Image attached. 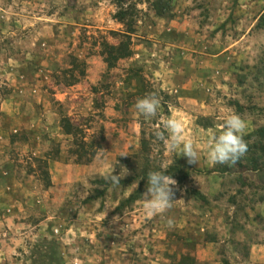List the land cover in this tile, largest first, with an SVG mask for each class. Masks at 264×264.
<instances>
[{
	"label": "rangeland",
	"instance_id": "rangeland-1",
	"mask_svg": "<svg viewBox=\"0 0 264 264\" xmlns=\"http://www.w3.org/2000/svg\"><path fill=\"white\" fill-rule=\"evenodd\" d=\"M129 45L114 60L109 47ZM148 93L198 163L136 113ZM231 113L247 153L213 166L208 142ZM50 160L101 170L57 196ZM162 169L176 200L149 217L147 173ZM0 184V264H195L205 245L213 264H264V0H0Z\"/></svg>",
	"mask_w": 264,
	"mask_h": 264
},
{
	"label": "clouds",
	"instance_id": "clouds-1",
	"mask_svg": "<svg viewBox=\"0 0 264 264\" xmlns=\"http://www.w3.org/2000/svg\"><path fill=\"white\" fill-rule=\"evenodd\" d=\"M161 99L156 93H148L137 98L134 108L138 115L146 120L158 118L157 127L153 135L155 139L162 142L170 152H179L188 158V163H198L199 153L196 150L192 139L185 137L184 124L179 118L165 115L159 111ZM247 129V122L239 114H228L220 125L218 134H213L207 146V159L213 166L234 165L248 150V144L244 140ZM103 150V149H102ZM120 156H128L121 153ZM114 168L105 175V180L110 181L113 187H120V181L124 177L114 175ZM166 170L149 171L147 173L146 191L142 194L145 214L149 217L163 215L173 207L174 188L177 181L170 175L165 174ZM173 220L168 219L169 227L173 226Z\"/></svg>",
	"mask_w": 264,
	"mask_h": 264
},
{
	"label": "crops",
	"instance_id": "crops-1",
	"mask_svg": "<svg viewBox=\"0 0 264 264\" xmlns=\"http://www.w3.org/2000/svg\"><path fill=\"white\" fill-rule=\"evenodd\" d=\"M34 5H37V3ZM43 6L45 7L46 5L44 4ZM37 19L46 20L48 18L44 16L43 19L42 17L39 16ZM4 162L5 160L2 161L1 163L3 164ZM48 163H49L48 171L50 176L49 179L51 182L50 192H52V194H55L57 196L59 195L62 196L66 194V192L70 187L69 184L70 182H72V180L73 182L92 180L95 177H97V175L95 174L98 173V170H101V166L97 167L95 164H91L90 166H78L77 164H69L68 162L65 163L62 160H50ZM2 169H5V167ZM9 173H5V170L1 172L2 181H7V179H11V175ZM2 191L5 192L6 187L0 184V193ZM0 207H1V203H0ZM0 211H2L1 208ZM5 227H6L5 220L2 221L0 217V230L1 228L5 229ZM263 247L264 246H261V244L254 246L252 250V260L257 261L263 258V256H261ZM1 254H3L2 251H0V258H1ZM193 258L195 264H213L214 257H213L212 245L198 246L194 251Z\"/></svg>",
	"mask_w": 264,
	"mask_h": 264
},
{
	"label": "trees",
	"instance_id": "trees-1",
	"mask_svg": "<svg viewBox=\"0 0 264 264\" xmlns=\"http://www.w3.org/2000/svg\"><path fill=\"white\" fill-rule=\"evenodd\" d=\"M109 47V46H107ZM121 47V46H120ZM109 48H111L113 51H118V58L117 59H114V60H119V59H123V58H128V57H131V51H130V45L127 46V48L125 50H119L117 49L116 47L114 46H110ZM112 60V61H114ZM111 61L107 60L106 59V63L110 64Z\"/></svg>",
	"mask_w": 264,
	"mask_h": 264
}]
</instances>
